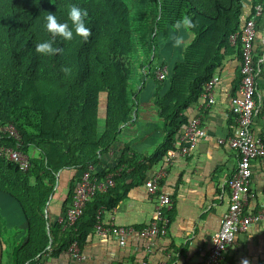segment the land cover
Returning <instances> with one entry per match:
<instances>
[{"label": "trees", "instance_id": "1", "mask_svg": "<svg viewBox=\"0 0 264 264\" xmlns=\"http://www.w3.org/2000/svg\"><path fill=\"white\" fill-rule=\"evenodd\" d=\"M72 4L88 11L87 40L75 34L68 19ZM256 4L264 9V0H0V128L12 125L20 135L17 142L0 130V145L27 154L31 147L37 150L24 171L0 157V191L15 200L24 218L20 233L11 228L0 238V264H38L47 251L58 258L74 241L84 248L98 209H104L105 221L103 215L109 217L126 197L132 185L126 181L145 180L146 170L164 159L196 116L204 83L232 54L240 60V41L231 44L229 37L240 33ZM49 12L73 31L71 40L55 37L53 46L63 51L54 55L35 50L37 43L52 40L46 30ZM183 17L194 27L175 29ZM175 37H181L180 44ZM163 66L168 74L159 80L155 70ZM239 81L240 75L232 96ZM258 111L264 115V101ZM142 125L152 128L145 136L152 140L150 152L125 144L115 169L94 174L102 179L113 173L114 186L96 191L73 226L62 229L50 222L45 208L58 172L94 165L120 140L124 127ZM73 183L60 215L71 203ZM3 248L9 251L5 258Z\"/></svg>", "mask_w": 264, "mask_h": 264}, {"label": "crops", "instance_id": "2", "mask_svg": "<svg viewBox=\"0 0 264 264\" xmlns=\"http://www.w3.org/2000/svg\"><path fill=\"white\" fill-rule=\"evenodd\" d=\"M254 21L256 24L254 51L255 56L262 61L256 79V97L262 103L264 13L255 17ZM239 66L240 60L234 54L223 62L218 74L219 80L213 89L214 103L208 108H201L198 103L193 109V114L201 116L202 125L206 129L205 137L198 141L189 155L176 157L167 166L165 176L159 181V191L168 192L173 200L171 210L167 211L170 212V220L164 236H157L149 242L137 233L139 228L146 226L153 219L155 198L146 193L144 181L154 171L165 166L162 160L146 170L143 182L136 178L132 181L129 178L126 185H132L126 197L111 211L109 217L105 218L106 215H103L105 220H102L103 223L112 221L115 225L129 226L135 230L128 236L125 245H120L115 235L101 237L93 232L82 249L90 259L71 258L67 251L58 258H51L47 251L39 256L38 264H132L141 259L151 264H202L211 244L210 237L219 227L221 216L227 208L229 191L226 180L234 171L238 160L234 150L226 143L220 144L218 138L231 135L235 128L230 100L231 91L240 75ZM251 127L253 134L264 140V115H261L260 111L255 115ZM149 131H152L150 125L124 127L120 140L99 155L94 164L95 172L115 169L125 144L137 151L147 150L149 143L152 142L151 137H145ZM150 150L151 148L147 153ZM251 170L249 187L251 198L246 211L264 212V158L252 161ZM79 174L80 172L74 168L58 172L54 193L49 196L50 200L57 196V204H50L48 199L45 208L50 222H56L60 216L70 181L74 182L75 188ZM227 258L231 264H241L242 260H247L248 264H264V219L253 222L245 231L235 235L227 250Z\"/></svg>", "mask_w": 264, "mask_h": 264}, {"label": "built area", "instance_id": "3", "mask_svg": "<svg viewBox=\"0 0 264 264\" xmlns=\"http://www.w3.org/2000/svg\"><path fill=\"white\" fill-rule=\"evenodd\" d=\"M261 4L253 7V16L244 21L240 33L231 34V44L240 41V81L235 95L230 100V110L234 118L235 128L231 135L218 138L220 144L226 143L234 150L237 156V165L232 174L227 178L226 185L229 191V201L226 210L223 212L219 227L212 233L211 244L202 264H231L227 258V250L232 244L237 233L245 231L250 224L264 219L262 210L245 212V208L251 198L250 180L252 176V161L264 158V140L255 136L252 131V123L261 103L256 97V79L258 74L259 58L255 56L256 24L255 17L263 14ZM168 74L166 66L155 70L157 79L162 80ZM218 75H213L203 85L199 97V106L208 108L214 103L213 89L218 82ZM15 141L20 140L17 130L8 125L0 128ZM206 129L202 125L201 116H193L188 123L180 130L174 140L171 149L164 156V165L144 181L145 191L155 198L154 216L149 224L137 230L140 237L149 242L157 236H164L167 232L169 219L165 212L171 210L173 200L168 192L159 191V181L165 176L167 166L176 157L189 155L197 146L198 141L205 137ZM0 157L14 162L20 170H26L30 165L27 153L16 146L0 145ZM116 172H118L116 170ZM95 169L92 163H88L80 171L77 179L74 195L70 205L64 214L57 217L56 221L62 225V229L73 226L82 214L85 203L96 191H105L114 186V174L107 173L102 179L95 177ZM114 209V208H113ZM112 209V210H113ZM103 208H99L96 215L93 231L96 235L104 237L115 235L120 245H125L128 236L135 231L132 227L115 225L112 221L104 224L101 220ZM71 258L77 260H88L90 256L80 250L74 241L67 249ZM132 264H151L141 259Z\"/></svg>", "mask_w": 264, "mask_h": 264}, {"label": "clouds", "instance_id": "4", "mask_svg": "<svg viewBox=\"0 0 264 264\" xmlns=\"http://www.w3.org/2000/svg\"><path fill=\"white\" fill-rule=\"evenodd\" d=\"M88 17V11L85 8H81L78 5L72 4L69 6L68 19L71 20L73 27L75 28V34L83 37L85 40L91 36V29L86 27V18ZM190 29L194 27L192 20L189 17H183L177 21L174 25L175 29L181 27ZM46 30L52 35V40H46L36 44L35 50L37 53L54 55L60 53L63 49L54 47L55 37L60 36L65 40H71L73 38V31L69 27V24L60 22L55 13H50L46 17ZM175 43L178 45L181 42V37H175ZM67 71V69H63ZM241 264H248L247 260H242Z\"/></svg>", "mask_w": 264, "mask_h": 264}, {"label": "rangeland", "instance_id": "5", "mask_svg": "<svg viewBox=\"0 0 264 264\" xmlns=\"http://www.w3.org/2000/svg\"><path fill=\"white\" fill-rule=\"evenodd\" d=\"M148 85H149V81H147V83L145 84V88L143 89V92H145V90H147ZM100 99H101L100 100L101 101V104H100L101 109L100 110L102 111V108H103L102 101L104 100L103 94H101ZM101 115H102V113H101ZM28 156L30 159L34 158L35 156H37V150L34 149L33 147H31L28 151ZM57 199H58V197L55 196L51 200L49 199V203L52 205L57 204ZM0 210H1V213L4 217L3 221L4 222L6 221V224H7V225H5L4 222L0 220V238L6 237L8 235L7 233H10L11 228L13 229V233H15V232L20 233L21 232V229H20L21 225L24 224V218L22 216V213L20 212V209H19L17 203L4 192H0ZM18 228H19V230H18ZM21 235H22V233H21ZM12 236H15V234H12ZM16 237H18V236L16 235ZM6 251H8L7 248H3L2 253H3L4 258H5V253L7 255ZM8 254H9V251H8Z\"/></svg>", "mask_w": 264, "mask_h": 264}]
</instances>
